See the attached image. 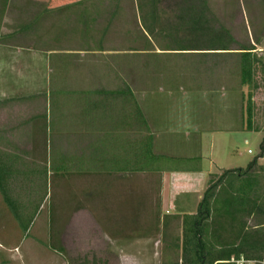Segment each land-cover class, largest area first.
<instances>
[{"label": "rangeland", "instance_id": "374dc122", "mask_svg": "<svg viewBox=\"0 0 264 264\" xmlns=\"http://www.w3.org/2000/svg\"><path fill=\"white\" fill-rule=\"evenodd\" d=\"M60 7H68L66 14L59 13ZM225 30L233 42L228 37L218 42L217 34ZM221 44L229 50H203ZM244 49L251 50V74L245 71ZM52 58L54 69L48 67ZM47 75L65 77L63 85L73 94L49 99L57 105L51 118L59 131L52 133V140L60 145V153L81 133L91 136L93 145L104 140L90 121L92 130L71 131L87 121L77 114L79 105L97 102L102 122L110 117L117 123L126 118L122 102H133L134 112L128 109L135 124L133 143L120 150L128 155L134 178L123 182L126 178L114 173L110 179L112 168L121 171L122 165L109 162L100 175L70 178L65 184L70 195L54 185L55 197L50 181L44 187L41 175L32 184L2 178L0 264L176 263L182 256L179 229L170 228L161 238L146 234L148 238L141 237L144 231L135 225L149 207L144 172L152 170L155 177L153 168L176 166L177 157L194 155L200 150L196 135L207 133H196L195 128L207 120H213L215 128L246 125L264 131V0H0V88L24 86L25 92L27 85H34L33 78ZM13 77H23L24 82H11ZM86 91L91 94L84 95ZM24 102L27 107L11 106L0 115L5 129L0 158L17 157L19 171L33 167L20 158L30 155L35 137L30 127L16 125L20 117L44 110L48 101L41 95ZM122 106L125 111H118ZM142 113L148 126L142 124ZM250 146L255 149L256 144ZM102 150L113 153L109 146ZM256 151L246 152L245 158L250 160ZM170 156L175 158L171 161ZM78 166L70 164L72 170ZM84 166L90 171L98 168L94 163ZM79 187L83 195L75 194ZM2 192L17 201L22 218H16ZM222 221L217 218L211 230L223 233ZM123 224L129 229L117 233Z\"/></svg>", "mask_w": 264, "mask_h": 264}, {"label": "crops", "instance_id": "0c3cea01", "mask_svg": "<svg viewBox=\"0 0 264 264\" xmlns=\"http://www.w3.org/2000/svg\"><path fill=\"white\" fill-rule=\"evenodd\" d=\"M67 9L68 7H60L59 13L64 15L66 14ZM34 43L35 42H33L32 45H34ZM48 62V67L52 66L53 69L56 68L55 64H53L56 63L53 58ZM67 78L69 79V83L74 82L71 78ZM11 79V82L14 83L22 84L24 82V80H22L23 77H13ZM35 79H32L34 85L32 87L27 85L28 88H25V92L23 89L24 86L19 87V89L12 87L13 85L10 86V88H0V115L7 114V109L11 106L14 108L27 107V105H25L26 102H24L25 100L37 99L41 95L46 97V100L48 101V108L46 107L42 111L38 109L33 114L30 112V116L24 120L23 117H20V122L16 125L22 127L25 126L27 129L30 127V132L32 133L31 138L35 137L29 144V147L31 148L30 155L22 156L20 158L21 163L28 164L30 162L31 166L34 168L32 167L26 171H19L22 170V167L18 165L19 162L17 157L11 159H7V157L4 159L0 158V177H3L5 180H9V178H22L32 184L36 178L41 175L44 187L46 185V180L48 179L50 181L51 193H53L52 187L56 185L59 189L64 188L66 190L65 194L67 193L70 195V193H68L69 190L65 188L66 182H71L70 178H77V180L80 181L81 179H87V174L100 175L105 172L104 166L110 162L112 164L119 163L122 165V168L121 171L119 169L118 171H115L114 168H112V171H110L111 178L108 177V179H113V174L115 173L122 178H126L123 182H126L129 178L131 182L133 180L132 178H134V173L132 172L133 169H129L130 161L128 155L123 156L120 149L128 148L133 143L132 134L135 126L132 119L133 115L131 119H129V111L131 114L134 112L133 102L131 101L130 104L128 103V100L126 102H122V104L127 106L125 109L127 111L126 118L123 117L121 120L117 119V123H112L110 117L108 118V122H102V112L100 109L97 111L99 107L97 102L92 103V106H87L86 103L81 106L79 105V109L81 110L77 114L79 116H83L82 119L87 121L84 122L86 124H79L76 129H72L71 131L86 132L92 130L94 127L93 130L101 132V136L104 140L100 138L99 144L93 145L91 143L92 139H90L91 136H84L81 135V133L77 136H72L74 138V140H72V142H74L73 146L72 144H68L66 141V146H62L63 152L60 153V145H55L52 140V137L55 136L52 133L59 131L54 127L55 120L51 118L54 116L53 108L57 107V105L55 103L51 105V101L49 103V99L53 98V96L54 98H59L61 96L65 97L73 94H71V92L64 87L65 82L61 79H65V77L58 79L55 75H47L45 78H39L38 80ZM26 82L28 81L26 80ZM0 83H2L1 78ZM56 85L59 89H56ZM56 90H58L57 94H55ZM63 93H66V95ZM87 94H91V92L86 91L84 93V95ZM99 94L100 93L96 92L94 95ZM127 95L128 94H126V96ZM123 96H125V94ZM70 97L68 99H71ZM89 97L91 96H88V98ZM61 102L64 104V99ZM65 106L67 108V103ZM125 110L122 106L118 111L124 112ZM142 115L144 116L142 124L148 126L144 123H148L147 119L145 120V114L142 113ZM89 121L92 125H94L93 127L88 125ZM204 123V126L197 125L195 128L196 133L201 131H207V133H204L203 135H196L198 148L200 150H197L194 155L189 154L190 156L182 155L177 157L179 159V163L176 166H166V164L162 165L163 168H153L156 172L155 177L152 176V170L148 173L144 172L145 178L147 176L145 189L147 192L149 207L146 209L147 214L143 220L139 221V223H136L135 225L144 231L141 237H148V235L152 236L151 234L158 233L161 238L163 235L168 236L166 231L170 228L179 229L180 234L178 237L180 238L179 241L182 243L184 216L195 215L198 213L207 191L212 187L213 195L209 198L212 213L214 209L224 212L222 220L225 222H229L228 216H226L227 214H225V212L237 210L239 213V234L237 239H231V234L225 233L219 234V236H221L219 239L217 237L218 235L213 237L211 230V222L213 218L212 214L210 218L206 220L205 239L214 244L212 249L215 254L219 252L218 249L220 248L219 243H216L214 240L216 238L218 241H228L231 245L233 244L232 242H234V245L239 246L241 256L240 258L235 259V256L233 255V261L242 258L248 260H264V250H247V248H245L246 245L243 248H240L242 244L246 242L248 243L246 240V234L248 231H253L255 234H258L254 235L255 238L260 237L264 233V222L262 223V221H260V218L264 216V156L258 157L261 154L264 131L262 129L246 125L243 127L239 126L238 128H215L216 126L213 120H207ZM17 129L18 128L16 127L15 130ZM4 131L5 129H3L0 125V147L2 145L1 133H4ZM103 131L106 133L105 135ZM191 131H194V129ZM107 133L110 134L108 135ZM105 138H108V140L106 141ZM147 141L146 145L149 148L151 146L149 145L150 140ZM252 144H256L255 149L260 147L258 148V151L251 148L250 145ZM108 146L113 151V153H110L111 155H107L109 153L105 154V151L102 150L103 147L105 148ZM97 147L98 149H96ZM70 149H72V151ZM255 151L256 155L254 157L252 156L250 160L245 158L246 152L247 154L254 155ZM157 158L160 159V162L163 159L159 157V155ZM170 158L172 161L175 157L170 156ZM256 159L257 161L255 164L253 163L251 165V163ZM16 162H18L17 165H15ZM73 162L79 164L75 170L70 168V164ZM88 163H94L98 165V168L90 171L91 168L88 169L84 166ZM52 164H57L58 168H53V170H51ZM250 165L251 168L248 172H246L245 170ZM39 167H41V170ZM236 170H242L243 172L245 171V173H235L233 175L229 174L227 177H222L226 171ZM1 189L2 187L0 186V190ZM75 191V194L83 195L79 192L81 191V187L76 188ZM48 192L49 190H47V196L49 195ZM57 193L59 194L58 190ZM52 196L55 197L54 193ZM123 197H126V195ZM235 199L237 200V203H234ZM247 201H249V203ZM27 204L29 203L27 202ZM22 216L23 214L21 213V218ZM108 227L110 229L112 228L111 226ZM241 227H243V230H241ZM119 229L128 230L129 228L126 224H123L118 227L116 230L117 233L119 232ZM163 229L165 231H163Z\"/></svg>", "mask_w": 264, "mask_h": 264}, {"label": "trees", "instance_id": "16d2710c", "mask_svg": "<svg viewBox=\"0 0 264 264\" xmlns=\"http://www.w3.org/2000/svg\"><path fill=\"white\" fill-rule=\"evenodd\" d=\"M224 34H223V33ZM219 32L216 36V38H218V42H222L224 40V38L228 37L230 39L231 42L234 41L233 37L230 35V33L228 31H222ZM221 47H210V48H203V50H229V48H227L225 45L221 44ZM194 50H200L199 48H193ZM246 54L244 55V61H245V71L248 74L252 73V63L249 62V56L248 55L251 50L250 49H244ZM264 156V142L262 144V148H261V154L258 157H263ZM257 161L254 160L251 165ZM251 165L248 166V168L245 170L246 172L249 171V169L251 168ZM245 171L243 172L242 170H236V171H226L222 177H227L229 174L233 175V174H238V173H245ZM3 178V177H2ZM0 177V180L2 179ZM6 181V180H5ZM1 184V183H0ZM1 187H3V184L0 185ZM4 193V192H3ZM5 195V200L6 203L9 205L10 208H13L14 213L16 215L17 219L21 218V211H20V207L17 204V201L14 200L12 197L10 198L6 193H4ZM213 195V188L211 187L206 195L204 200L202 201L199 211L197 214L195 215H185L184 216V226H183V241L181 244V250H182V256H181V260L176 262V263H165V264H236L235 261L232 260V256H235V259L240 258L241 254L239 252V246L238 245H234V242H232L233 244L231 245V243H228V241H221V240H217L216 238L214 239L216 241V243H219L220 248L218 249L219 252H217L215 254V252L213 251L212 247L214 246L213 243L208 242L205 239V222L208 218H210L211 214H212V224L213 227H216V219L217 218H223L222 216L224 215V212H222L221 210H216L214 209L213 213L211 211V207H210V202H209V198ZM237 203V200H234V203ZM249 203V201H247ZM225 214H227L226 216H228V221L230 222H225L224 220L220 223L222 224L223 228H220L223 233L221 232H217L215 230L212 229V236L215 237V235L217 233L219 234H231L230 238H238V211L237 210H233L230 212H225ZM231 228V229H228ZM236 228V229H234ZM25 229H28L27 227ZM241 230H243V227H241ZM217 232V233H215ZM51 235L53 236V232L51 233ZM254 235H258L255 234L253 231L250 232L248 231L246 234V240L248 241V243H244L242 244V246H240V248H243L245 245L247 248V250H252V251H259V250H264V233L260 236L255 238ZM54 237V236H53ZM221 238V237H220ZM256 239V241H255ZM259 243H258V241ZM53 242V240H52ZM54 245V246H53ZM52 247H55V244H52ZM215 256V257H214Z\"/></svg>", "mask_w": 264, "mask_h": 264}, {"label": "built area", "instance_id": "2783aa9c", "mask_svg": "<svg viewBox=\"0 0 264 264\" xmlns=\"http://www.w3.org/2000/svg\"><path fill=\"white\" fill-rule=\"evenodd\" d=\"M235 262H236V264H254L253 261L248 260V259H243V258L236 260Z\"/></svg>", "mask_w": 264, "mask_h": 264}]
</instances>
